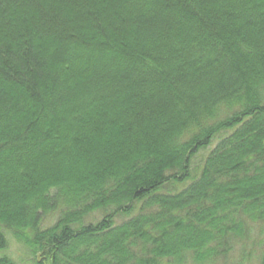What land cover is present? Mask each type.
<instances>
[{
    "label": "trees",
    "instance_id": "trees-1",
    "mask_svg": "<svg viewBox=\"0 0 264 264\" xmlns=\"http://www.w3.org/2000/svg\"><path fill=\"white\" fill-rule=\"evenodd\" d=\"M15 253L264 264V0H0V264Z\"/></svg>",
    "mask_w": 264,
    "mask_h": 264
},
{
    "label": "rangeland",
    "instance_id": "rangeland-1",
    "mask_svg": "<svg viewBox=\"0 0 264 264\" xmlns=\"http://www.w3.org/2000/svg\"><path fill=\"white\" fill-rule=\"evenodd\" d=\"M210 148L209 149L202 150L195 157V159L193 160V168H194V175L195 176H197L198 173L200 172V170H201V168L203 166L204 158H205L207 152L210 150ZM183 184H185V183H182V184H174V183L166 184L163 187L162 192L168 193V192L177 191L178 188H180L181 186H183ZM13 257H15L18 260V264H23L22 262L19 261V257H17V253H15ZM24 264H31V263L29 262V263H24Z\"/></svg>",
    "mask_w": 264,
    "mask_h": 264
}]
</instances>
